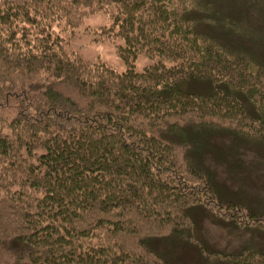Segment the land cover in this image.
<instances>
[{
	"label": "trees",
	"instance_id": "trees-1",
	"mask_svg": "<svg viewBox=\"0 0 264 264\" xmlns=\"http://www.w3.org/2000/svg\"><path fill=\"white\" fill-rule=\"evenodd\" d=\"M99 13L123 40V72L71 55L54 33ZM140 55L153 63L137 71ZM263 79L264 64L178 0H0V241L29 247L0 246V264H173L152 240L193 227L196 207L264 228L174 139L231 122L264 141ZM224 260L264 264V250Z\"/></svg>",
	"mask_w": 264,
	"mask_h": 264
},
{
	"label": "rangeland",
	"instance_id": "rangeland-1",
	"mask_svg": "<svg viewBox=\"0 0 264 264\" xmlns=\"http://www.w3.org/2000/svg\"><path fill=\"white\" fill-rule=\"evenodd\" d=\"M188 8L202 29L226 45L264 64V0H178ZM109 20L103 13L85 18L73 31L55 26L54 33L64 38V48L89 63H102L118 72L128 66L118 54L122 38L110 37L105 31ZM153 60L140 55L135 69L142 71ZM264 80V79H263ZM190 88L201 84L189 85ZM247 105H249L247 103ZM250 113L251 110L247 109ZM7 111L0 109V130H5ZM210 131L187 128L174 139L182 155L210 175L223 199L228 198L246 210L264 216V141L245 136L231 122L210 124ZM186 144L185 147L183 145ZM191 228L177 229L152 240L156 251L173 264H231L227 255L245 249L264 250V228L253 229L242 220L222 219L196 207L192 210ZM181 231V232H180ZM0 246L14 255L25 254L29 247L17 240L0 241Z\"/></svg>",
	"mask_w": 264,
	"mask_h": 264
}]
</instances>
